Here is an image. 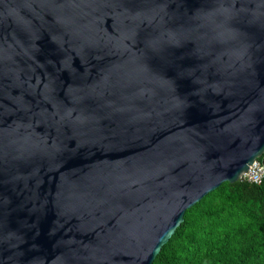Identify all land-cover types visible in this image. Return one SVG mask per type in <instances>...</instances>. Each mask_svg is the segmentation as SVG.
Returning <instances> with one entry per match:
<instances>
[{
	"label": "water",
	"instance_id": "water-1",
	"mask_svg": "<svg viewBox=\"0 0 264 264\" xmlns=\"http://www.w3.org/2000/svg\"><path fill=\"white\" fill-rule=\"evenodd\" d=\"M264 154V0H0V264H152Z\"/></svg>",
	"mask_w": 264,
	"mask_h": 264
},
{
	"label": "trees",
	"instance_id": "trees-1",
	"mask_svg": "<svg viewBox=\"0 0 264 264\" xmlns=\"http://www.w3.org/2000/svg\"><path fill=\"white\" fill-rule=\"evenodd\" d=\"M257 162L264 167V154ZM152 264H264V177L225 182L205 195Z\"/></svg>",
	"mask_w": 264,
	"mask_h": 264
},
{
	"label": "built area",
	"instance_id": "built-area-1",
	"mask_svg": "<svg viewBox=\"0 0 264 264\" xmlns=\"http://www.w3.org/2000/svg\"><path fill=\"white\" fill-rule=\"evenodd\" d=\"M263 177L264 167L256 161L243 175L242 180H247L248 182L252 183H259Z\"/></svg>",
	"mask_w": 264,
	"mask_h": 264
}]
</instances>
